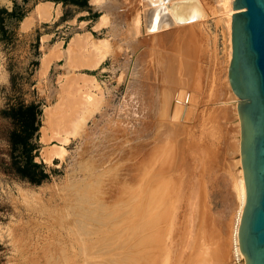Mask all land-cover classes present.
Here are the masks:
<instances>
[{
	"label": "rangeland",
	"instance_id": "374dc122",
	"mask_svg": "<svg viewBox=\"0 0 264 264\" xmlns=\"http://www.w3.org/2000/svg\"><path fill=\"white\" fill-rule=\"evenodd\" d=\"M9 1L0 0V8L7 10ZM88 1L90 4L81 0L78 4H72L64 0L66 6H63L62 15L57 21L36 23L30 28L34 13L30 12L24 17L19 27L14 24V18L0 13V264H125L134 260L137 253V176L134 171L130 174L121 172L125 161L119 163L117 152L120 144L106 143L104 135L123 131L128 134L131 143H136L138 131L146 123L142 121V116L149 110L140 107L138 99L140 86L144 82H141L143 73L139 71L136 74L139 64L143 65L140 57L147 59L146 63H152V54L155 56L157 52L164 54L167 51L161 48V38L153 39L151 31H148V23L142 18L139 20L142 25L138 26L145 32L141 34L140 31L139 37H135L133 32L131 34L135 20L145 14L142 2ZM203 1L202 23L194 27L200 37L197 42L199 49L189 60L185 54L175 58L178 63L188 60L191 66H195L189 78L185 77V82L175 91L181 94L185 92V96H181L187 103L185 106L188 105V129L192 133L191 142H196L193 151L203 150L201 145L209 153L206 155L204 152L207 160L201 180L198 176L200 172L194 171L199 180L195 179V183L199 182L201 187L200 191L194 187L200 192L196 191L199 201L195 200L196 193L192 195L194 199L190 198L195 204H190L189 200L190 212L193 206L198 208L199 214L194 208L193 214L189 212L190 220L194 218L196 221L197 232L192 222V233L189 235L190 226L185 222L183 226L180 222L183 236L179 239L181 255H177L181 260L184 258L180 264L190 261L201 264L203 260L206 262L202 264H219L214 254L222 248L223 242L222 238L218 240V234L215 237L212 235L221 232L230 238L239 206L236 180L232 171L229 173L231 164L236 165L237 142H233L234 147L230 152L229 135L221 130L226 124L218 120L226 111L219 107L221 98L224 99L226 94L227 35L219 22L218 8L211 1ZM48 4L35 8L36 18H46ZM206 12L208 15H205ZM104 17L111 18L107 27L100 24ZM98 21L96 29H105H94ZM164 22L167 24H164L159 37L181 28L170 26L167 20ZM76 35L89 36L91 43L104 42V58L96 68H89L92 64L89 61L78 64V67L72 65L71 49L68 67L64 68L60 51L69 48ZM132 45L136 48H132ZM166 54L169 55V52ZM86 93L96 101L95 106H99V109L89 105V111L96 109L95 117H90L92 112L85 114L84 110L85 118H80L74 123V128H70V121L76 113L73 102L83 99ZM18 100L40 103L38 140L33 160L44 163L47 178L39 184L20 179L10 170L8 139L11 122L8 108ZM101 113H104V117H101ZM205 123L208 127H204ZM212 124H216L219 133L211 129ZM110 178H115L117 182L111 181L114 182L112 185ZM129 178L131 185L127 186L124 183ZM200 213L202 216L199 217ZM196 215L199 221L193 217ZM200 221L202 224L199 225L203 228L198 225ZM224 222L230 227L228 233L224 231ZM210 226H215L213 232ZM185 231H188L187 236ZM188 244L191 246L189 249ZM187 253L192 260L185 256ZM179 257L177 262H180ZM163 258L165 255L160 264H164Z\"/></svg>",
	"mask_w": 264,
	"mask_h": 264
},
{
	"label": "bare ground",
	"instance_id": "6f19581e",
	"mask_svg": "<svg viewBox=\"0 0 264 264\" xmlns=\"http://www.w3.org/2000/svg\"><path fill=\"white\" fill-rule=\"evenodd\" d=\"M208 1H211V4L215 5V7H217L220 12L219 17L221 18L219 22L224 27L226 31V35H227L226 36L227 37V41H226L227 42V45H226L227 46V60H228L227 65H229V60H230V55H231L230 16L233 13L231 12V10L234 12L238 10L231 8V3L233 0H208ZM138 2L139 3L142 2L141 7L144 8V10L146 11L144 15L138 16V18L135 20V27L130 30L131 34L133 32L135 37H139L140 31H141V34L145 32V29H142L140 26H138L139 24H141L139 23V20L142 18L143 21L148 23V31H151L150 35H152L153 39L157 37L158 39L161 38L163 40V42H161L163 43L161 48L165 49V51H167L166 53L169 52V55H167L164 52V50L162 51L161 49H159L162 52H164V54L163 53L160 54L158 52L156 53L155 56L152 54L153 56L151 60L152 63H146L148 62V60L147 59L145 60L143 57L142 58L140 57L139 61H141L143 65L140 66L139 64V69L136 72V74H138L139 71L143 73V75H141L143 77L141 82L142 81L144 82H142V86H140L138 99L140 100V105H141L140 107L149 108V110L146 114L142 116L143 118L142 121L146 123H144L143 126L140 127L138 131L139 133L137 135L136 143L135 142L131 143L130 137L128 136V134H125V132L123 131L115 132L116 134L113 132H107L104 135V139H106L105 142L108 144L109 143L116 144V142L120 144V146L118 147V152H117V156L120 159L118 160H119V163L121 162V160L125 161V164L124 165L122 164L121 172L124 171L125 173L130 174L132 171H134L137 176L136 183H137L138 195L136 198L137 200L136 208H137L138 229H139L138 250L134 257V260L131 259L127 261L125 264H130V263L160 264V261L164 255H165V258H163L164 260H162L164 264H180L183 262L182 260H184L182 256L181 258L183 259L182 260L180 259L179 255L181 254L179 253L181 250L180 251L178 250L180 247L179 239H181V237L183 236L182 235L183 233L180 230L182 227L180 224L183 223V226H184V222H185L186 225L190 226V229H188L189 235L190 233H192V228L194 227L195 229L196 221L193 217H195L197 220L198 215L193 216L192 217L193 219L191 221L189 214L190 213L193 214L194 209H195L194 211H196L197 213V210H196L197 207L191 206L192 211L190 212L189 200H191L190 204L193 202L195 204V201H193L192 199H194L196 196L195 200L197 202L199 201L198 200L199 198H197L198 196L197 192L200 191L201 187L199 188L200 186L199 182H197V184L195 182L199 181L197 179H198V176L200 179L202 171L205 172L204 167L206 165L205 162L207 160L206 155H208L209 153H206L205 149L207 148H205V146L203 148L201 147V145H200V148H202L204 151L201 150L200 148H199L200 150L196 149L195 152L193 151V149L196 148L195 147L196 142L194 140L191 142L192 133L188 129L189 128L188 124L190 122H189V113L187 110L188 105L185 106V104L187 103L184 102L185 92L181 94L179 93L180 91H178L177 93L175 90L177 89L179 85L185 82V77L189 78L188 76H190V72L192 71L191 69H193L194 65L192 64L191 66V63L187 61L189 60V57L190 58L192 56L194 57L197 52V49H199L197 42L200 37L198 36V34L195 33L194 27L197 24L202 23V19H201L202 11H204V8L202 7V5H204L205 2L203 0H138ZM110 7L111 6H108V7L106 6L105 8L110 9ZM118 15L116 14V16ZM205 15H208V13L206 12ZM110 19L111 18L109 19H106L105 17L102 18L100 22L101 27H107ZM165 20L168 21V24H170V26H173L175 28L177 26L181 28L178 29V31H175L172 33L165 32L166 33V34L164 33L165 35H161V37H159L160 31L164 27ZM133 24L134 23H132V25ZM88 39L90 38L87 35H83V36L76 35L72 39L71 46L69 48H66L60 51L61 57L65 62L64 68L67 69L68 67V61H69L68 53H70V49H71V54L73 55L72 60H71L72 65L77 66L78 64H82L88 61L89 63L92 62V64L90 63L91 65L88 66L89 68H93V67L96 68L95 66L99 65L101 60H103L104 58V50H103L104 42L94 43V41H92L91 43V41H89ZM138 42L140 41L138 40ZM133 47L135 46L132 45V48ZM154 51H156V48ZM184 54L185 56L187 55L188 60L187 61L182 60L178 63L177 62L178 60H176L175 58L177 57V55L183 56ZM85 67L86 66H84L83 68ZM194 69H195V66H194ZM144 79L148 80L147 83L145 82ZM225 81H226L225 83L226 94H225L224 99L223 97L221 98V105L219 104L221 107H219V109H226V111L222 115H220L218 120L221 123L224 122L226 124L221 130H223L225 134L229 135L228 148H230V152H232L231 150L234 147L233 142L234 141L235 143L237 142L236 144L237 151L235 154L236 165L235 164L233 165V163L232 164L230 163L231 168L227 167L231 169L229 170V173L230 171H232V174L234 175V178L236 180L237 189L239 192V195H238L239 196V206L236 211L237 213L234 219V223H232L236 226V224L238 225L239 223V218H240L243 205L245 202V189H244L242 171H241V166H240V157H239V120H238L237 109H236V101H239V98H237L232 92L231 87L228 82V76L226 77ZM186 82H188V80ZM172 83H173V86H172ZM174 83L177 85L175 86ZM182 87H184V85ZM183 94L184 96L182 97L181 95ZM95 102L96 101L95 100L93 101V99L91 98V95L88 93H86L83 99L81 100L76 99V101L73 102L75 103V106H76V113L74 112L73 118L70 121V125H71L70 128H74V123L77 122L80 118H85L86 113L89 112L90 114L92 112L91 109L89 111V109L87 108L89 107V105L91 104L92 106L94 105L96 109L99 107V106L98 107L95 106L97 105L95 104ZM84 110L86 111L84 112ZM94 111L90 114V117H93V118L95 117ZM104 113L100 114L101 117H104L102 115ZM202 117L203 116L201 115L200 118ZM216 117H218V115H216ZM204 127H208L207 123H205ZM211 127L213 131L214 130L217 131L216 129H218L216 127V124H212ZM217 133L219 132L217 131ZM217 133L215 132V134ZM212 136H214V133ZM202 145H205V144H202ZM106 146L108 145L106 144ZM107 150H108V147H107ZM204 152L206 153V155ZM210 160H209V163H211ZM194 171L197 173L200 172L199 175L195 173ZM196 174L198 175L197 177H196ZM116 179H119V178H116ZM114 180L115 178L114 179L112 178L110 182ZM129 180L130 178L127 180V182L124 181L126 182L124 184L127 186H130L131 183ZM114 182L116 183L117 180ZM114 182H111V184L113 185ZM107 184H109V182ZM119 184H116V185H119ZM195 184L198 186H196ZM194 187H196L195 189H197L198 187L199 191L195 190ZM194 193H196L197 195L192 197ZM191 197L192 199H190ZM203 201L204 199L202 200V202ZM196 206H198L197 203H196ZM201 212H204V211H201ZM200 216H202L201 213L199 217ZM198 219L200 220V218ZM201 221L198 222V225L199 223L202 224ZM192 222H193V227H191L190 225ZM201 224L199 226H201ZM199 226H196V227H199ZM223 227H224V231L227 230V233H228L229 232L228 229L230 228L228 223H225V225L223 224ZM184 228L186 229V227ZM212 228L210 226L211 232H213ZM199 229L197 228L198 232H199ZM187 232L185 231L184 234L186 235ZM196 232H193V234L195 235ZM217 234H218L217 236L218 240L219 239L221 240L222 238L223 244H222V248H220L214 254L216 255L214 258L215 261L216 260L219 261L217 262L219 264H243L239 251L237 253V257L239 258V260L234 259V254L232 252V248L229 243V237L227 236V234L226 233L221 234V232L219 233L215 232L214 235L212 234L211 235L215 237ZM193 241H190V242H193ZM183 244H184V241H183ZM188 245H189L188 247L189 249L191 246L190 244ZM175 255L177 256L175 257ZM188 255L189 254L187 253L185 256L187 257ZM178 257H179V261L181 260L182 262L181 261L177 262ZM190 257L189 258L187 257L188 260L191 259ZM200 257L202 258V256ZM186 260L187 259H185V262H187ZM211 261H213V259ZM203 262H206V261L203 260ZM189 263L187 262V264Z\"/></svg>",
	"mask_w": 264,
	"mask_h": 264
},
{
	"label": "water",
	"instance_id": "95a60500",
	"mask_svg": "<svg viewBox=\"0 0 264 264\" xmlns=\"http://www.w3.org/2000/svg\"><path fill=\"white\" fill-rule=\"evenodd\" d=\"M228 82L239 120L245 202L237 243L243 264H264V0H233ZM241 9V10H239Z\"/></svg>",
	"mask_w": 264,
	"mask_h": 264
},
{
	"label": "trees",
	"instance_id": "16d2710c",
	"mask_svg": "<svg viewBox=\"0 0 264 264\" xmlns=\"http://www.w3.org/2000/svg\"><path fill=\"white\" fill-rule=\"evenodd\" d=\"M63 2L64 0H52ZM78 4L80 0H69ZM0 13L14 18V24L24 16L20 10L11 8L9 11L0 8ZM40 103L37 101L23 102L18 100L8 108V117L11 122L9 133V165L11 172L20 179L31 184H39L47 178L45 165L33 160L37 147Z\"/></svg>",
	"mask_w": 264,
	"mask_h": 264
},
{
	"label": "crops",
	"instance_id": "0c3cea01",
	"mask_svg": "<svg viewBox=\"0 0 264 264\" xmlns=\"http://www.w3.org/2000/svg\"><path fill=\"white\" fill-rule=\"evenodd\" d=\"M81 1L86 2L87 4H90V2L88 0H81ZM92 2H93V0H92ZM46 3H49L48 4L49 6L47 7V13L48 14H47L46 18L45 19L36 18V13L34 12L35 8L38 5L46 4ZM27 6H29V7H27ZM63 6L65 7L66 4L63 2H56V1H52V0H25L24 3L20 2L19 0H10L9 1V8H7V10L9 11L11 8H13L14 10H20L21 12H23L24 16L21 18V20L24 17L28 16V14L30 12L34 13L32 22L28 27V28H30L31 26H33L36 23L57 21L60 18V16L62 15ZM21 20L17 22L18 27L20 25ZM98 23H99V21L95 25L94 29L97 28ZM101 29H105V28H100V29H96V30H101ZM90 36L93 39V36L91 33H90Z\"/></svg>",
	"mask_w": 264,
	"mask_h": 264
},
{
	"label": "built area",
	"instance_id": "2783aa9c",
	"mask_svg": "<svg viewBox=\"0 0 264 264\" xmlns=\"http://www.w3.org/2000/svg\"><path fill=\"white\" fill-rule=\"evenodd\" d=\"M237 230H238V225L237 224L236 226L233 225V229L232 232L230 233V238H229V243L232 248V252L234 254L235 260H239V258L237 257V253L239 251L238 243H237Z\"/></svg>",
	"mask_w": 264,
	"mask_h": 264
}]
</instances>
